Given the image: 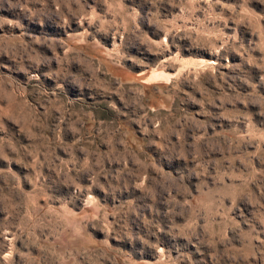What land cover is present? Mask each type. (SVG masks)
Here are the masks:
<instances>
[{"label":"rangeland","instance_id":"rangeland-1","mask_svg":"<svg viewBox=\"0 0 264 264\" xmlns=\"http://www.w3.org/2000/svg\"><path fill=\"white\" fill-rule=\"evenodd\" d=\"M0 264H264V0H0Z\"/></svg>","mask_w":264,"mask_h":264}]
</instances>
